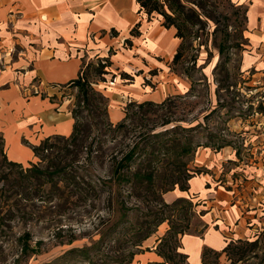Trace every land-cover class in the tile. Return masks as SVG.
I'll return each mask as SVG.
<instances>
[{
	"label": "rangeland",
	"instance_id": "374dc122",
	"mask_svg": "<svg viewBox=\"0 0 264 264\" xmlns=\"http://www.w3.org/2000/svg\"><path fill=\"white\" fill-rule=\"evenodd\" d=\"M181 3L173 16L185 36L182 58L171 67L191 80L189 94L172 95L162 106L135 105L126 127L117 128L102 91L90 93L87 106L79 105L83 96L77 87L60 88L71 114L80 112L86 141L77 149L53 139L36 156L39 168L53 162L64 170L47 183L5 162L1 137L0 176L8 180L0 184V264H125L145 248L149 232L166 238L165 252H178L181 234L173 236L176 232H203V202L167 195L180 184L189 186L190 176L208 172L196 160L206 159L210 149H227L236 159L209 173L214 185L234 191L247 217L243 227L250 229L236 244L242 260L233 247L217 259L212 254L210 262L264 264V71L242 72L245 8L230 0ZM95 68L88 72L91 82L100 79ZM134 146L136 156L118 181L116 165ZM26 234L30 247L23 253L19 240Z\"/></svg>",
	"mask_w": 264,
	"mask_h": 264
},
{
	"label": "crops",
	"instance_id": "0c3cea01",
	"mask_svg": "<svg viewBox=\"0 0 264 264\" xmlns=\"http://www.w3.org/2000/svg\"><path fill=\"white\" fill-rule=\"evenodd\" d=\"M230 1L245 8L242 72H262L264 0ZM163 23L162 15L149 17L140 11L137 0H0V137L8 159L34 164L33 146L72 135L75 119L60 88L99 62L111 65L91 84L108 99L112 123L121 122L131 104L162 103L172 95L189 94L191 80L171 67L183 40L175 27ZM137 26L139 35H132ZM230 157L227 149H210L206 159L196 160L208 172L196 175L188 191L177 188L167 195L168 200L203 202V232L180 236L179 252L187 256L186 264H204L205 249L221 252L250 234L234 191L214 185L209 173L225 161L236 162ZM153 236L131 264H171L159 255V237Z\"/></svg>",
	"mask_w": 264,
	"mask_h": 264
},
{
	"label": "trees",
	"instance_id": "16d2710c",
	"mask_svg": "<svg viewBox=\"0 0 264 264\" xmlns=\"http://www.w3.org/2000/svg\"><path fill=\"white\" fill-rule=\"evenodd\" d=\"M137 3L140 5V11H142V12L144 11L149 17H151L155 13L162 15L163 18H164V23H163L164 26L166 28L175 27L177 29V37L181 38L184 41L185 36L183 34L182 26L177 24V21L175 20V16H173L174 15L173 11H175L177 8H182L183 7V5L181 3V0H171V4L169 3V0H164V2H161L160 0H137ZM166 6L169 8V10L172 13H170L169 10H168V12L165 10ZM138 26L135 29L132 30V35H139L138 33H140V32H139ZM180 58H182V47H180L179 51L175 55L174 61L177 62ZM110 65H111L110 61H107V60L104 63L99 62L97 65H95V67H96L95 70H97V73H98L99 76H102V75L108 73V72H106L105 69L107 67H109ZM90 69H91L90 66H88L87 69L84 71L83 75L79 77V79H77V80L71 82L70 84H68V86H75V87H77L80 90L81 95L83 96V100L79 101V105H80L81 102H84V104L89 106L91 104V102H92V99L90 97V93L98 94V92L95 90L94 86L91 84L92 82L89 80V77H88V72H89ZM103 81H106V80L104 79ZM164 104H165V102H163L161 104H155L153 102H146V103L138 104V108L139 109H143V108H145L146 106H149V105L162 106ZM133 106H135V105L131 104V105L128 106L126 117L121 122L112 123L110 121V123L113 126H116L117 128H125L127 121L131 118L130 109ZM79 113L80 112H78V111H72L73 118L75 119V125H74V131H73V133H72V135L70 137L54 136V137H50V138L44 140L40 145L33 146V151H34L35 155L37 157H40L41 151L46 146H48L50 141L53 140V139L63 140V141H65L68 144L72 143L73 145L76 146L77 149L83 148L84 144H85V141H86L85 136H83V133H84L85 129L82 126V124L79 122V119H78ZM166 124H169V122L166 123ZM176 128L177 127H174L173 129H176ZM166 132H169V130H167ZM0 140H1V137H0ZM90 145H92V143ZM206 147H208V146H206ZM222 147H224V146H222ZM138 148L139 147L136 148V146H134V148L132 150H130L126 155H124L119 160V162L117 163L114 174H115V177L118 178V181H121V179L123 178L122 171L125 168L128 167L130 162H132L134 160ZM0 151L1 152L3 151L2 147H1ZM76 156H78V155L75 154V158L74 159H76ZM4 158H5V162H7L10 166L19 167L26 173H32L33 176H36L39 179L43 180L44 183L54 181L55 178L58 175H61V173H63V171H64V170L59 168V164H55L53 162L48 167H46L44 169L39 168V164H32L30 167H27L26 169H23L22 165L7 159L8 157L5 154H4ZM201 173H202V171H200L197 174H201ZM194 177L190 176L186 180L190 181ZM5 179L8 180V176H4V177L0 176V184ZM174 183L179 185V182H176V180H175ZM179 189L181 191H188L189 190V186H184V184H180V188ZM179 201H187V200L186 199H179ZM190 203H192V202H190ZM162 222H165V220H163ZM171 230H172V228H171ZM178 234H181L180 236H182L185 233L176 232L173 236H177ZM151 235H152V233L149 232L146 235V239H148ZM27 238L29 239V234L24 235L23 239L19 240V243L22 245V252L23 253L27 252L29 247H30L28 245ZM239 241L242 242L241 240L231 241L221 252H216V251H213L211 249H205L203 251V254H202L203 263L204 264H214V263L210 262V257H211L212 254L215 255L216 256L215 258L217 259V258L220 257V255L222 253L228 252L233 247H236V244ZM166 243H167L166 238H161L159 240V244L157 246V250H158L159 255L162 256L165 259V261L168 262V263H171V264H186L187 256L182 254V253H180L179 251L177 252V249L170 248L171 249L170 252H165L164 251L163 248H165ZM254 243L255 242L250 243V245H253ZM167 247H169V246L167 245ZM236 249H237L238 252H240L239 253L240 254L239 260H242L243 257H244V253L242 251V248L240 246H237ZM132 260H133V258H130L129 260L126 261L125 264H131ZM232 264H236V263L232 262Z\"/></svg>",
	"mask_w": 264,
	"mask_h": 264
},
{
	"label": "built area",
	"instance_id": "2783aa9c",
	"mask_svg": "<svg viewBox=\"0 0 264 264\" xmlns=\"http://www.w3.org/2000/svg\"><path fill=\"white\" fill-rule=\"evenodd\" d=\"M114 83V82H111V84Z\"/></svg>",
	"mask_w": 264,
	"mask_h": 264
}]
</instances>
